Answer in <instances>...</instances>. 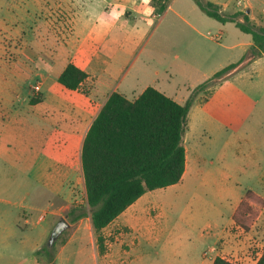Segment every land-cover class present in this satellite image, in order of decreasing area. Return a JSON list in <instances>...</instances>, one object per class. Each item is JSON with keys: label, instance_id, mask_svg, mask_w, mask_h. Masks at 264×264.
<instances>
[{"label": "rangeland", "instance_id": "rangeland-1", "mask_svg": "<svg viewBox=\"0 0 264 264\" xmlns=\"http://www.w3.org/2000/svg\"><path fill=\"white\" fill-rule=\"evenodd\" d=\"M10 1L0 0V4L5 2L3 5L6 6ZM27 1L17 0L16 3L26 5ZM196 3L194 0L188 3L176 0L173 8L168 10V6L162 10L158 4L154 5L157 16L150 17L148 23L151 27L144 48H138L126 69L123 83L127 85L130 98L140 94L146 84L156 83L153 80L158 71V82L167 86L164 93L182 103L194 96L184 136L187 151L185 174L176 184L146 193L147 202L143 207L149 212L142 231L147 239L130 247L127 256L142 255L141 264H200L205 253L214 256L217 251L235 263L255 264L264 251V62L252 68L253 59L248 60V57L239 69L233 67L217 77L210 75L211 80L203 84L209 77L205 71H193L188 56L190 43L193 40L208 41L205 37L208 34H220V23ZM82 6L86 7L87 3ZM191 7L195 8L194 12L188 10ZM54 9V16L49 13L52 21L47 24L34 23L37 18L34 8L21 15L18 23H13L9 16L5 24H0V129L6 125L12 112L21 111L18 126L10 128L12 130L3 139L6 145L0 150V194L18 204L2 203L0 208L11 213V221L21 220V225L24 211L36 220L40 210L49 205V194L41 180H36L39 176L35 169L39 164L52 161L48 154L44 157L45 148L40 141L43 136L38 135L36 129L44 124L38 115L44 113L59 91L53 87L46 104H31L32 98L42 97L41 90L36 89L40 80L36 70L43 69L51 58L30 56L27 49L29 42L43 43L47 30L59 39L65 35L71 40L73 24L63 19L59 6ZM178 13L192 23L196 22L194 18L197 16L209 24L198 25L202 32L199 35ZM227 29L232 37L235 30L245 35L235 26L228 25ZM33 34L39 40H29ZM44 42L48 46L47 40ZM55 70L49 73L50 76H55ZM198 80L204 82L199 84ZM91 85L90 80L85 81L79 91L88 93ZM63 89L66 99L74 98L73 92ZM102 101L100 98L96 108ZM72 123L75 119L69 120V124ZM68 182L69 197L60 202L62 208L59 211L70 225L50 246L55 257L73 230L75 222H71L69 210L83 206L88 214L91 213L82 172L74 180L69 176ZM41 191L44 195H39ZM248 191H251L249 195ZM242 200L246 202L240 206ZM238 204L240 207L235 214L247 228L237 224L232 217ZM29 206H35L37 210H31ZM53 221L55 218L48 215L42 225ZM225 227L233 235L235 246L238 245L229 253L222 250L223 239L217 244L220 240L216 232ZM50 235L44 239L43 245L48 244ZM86 241L75 240L69 245L63 255L64 264H102L101 260L91 256V246ZM87 258V263L80 262ZM41 259L47 264L45 257ZM114 259V264H128L126 255L116 254Z\"/></svg>", "mask_w": 264, "mask_h": 264}, {"label": "crops", "instance_id": "crops-1", "mask_svg": "<svg viewBox=\"0 0 264 264\" xmlns=\"http://www.w3.org/2000/svg\"><path fill=\"white\" fill-rule=\"evenodd\" d=\"M84 1L87 3L86 7L82 6L85 3ZM175 1L171 0L166 10L173 8L172 4ZM186 1L188 3L190 0ZM203 1H210L219 5L220 10L226 15L245 12L254 23L264 25V0ZM16 2L17 0H12L10 3H6V6L3 5L5 2L0 4L1 25L7 22L9 16L12 17L13 23H18L21 15L26 12L28 14L30 8L35 9L34 14L37 17L34 20L35 24H47L52 21L49 13L53 15L54 7L59 6L61 12H63V19L66 22L70 21L74 27L70 41L65 35L59 39L48 30L45 31L47 37L44 40H47L48 46L44 40L43 43L37 42L36 40H39V38L35 34L28 37L29 40L36 41L34 44L29 42L28 55H43L51 58L43 69L36 70L35 74L40 78L38 85L42 97L41 101L33 105L48 103L53 87L59 91L51 99V103H49L44 113L41 116L38 115V118L44 124H40L39 128L36 129L38 135L43 136L40 141L43 143L42 147L45 148L44 157L48 154L50 161H52L44 165L39 164L38 168L35 169L39 176L36 180L38 182L41 180L45 192L49 194V205L46 209L40 210L36 220L31 214L24 211L23 225L20 224L21 220L14 221L12 219L13 221H11V213L0 208V264H44L36 252L42 247L44 239L48 237L62 218L59 211L62 208L60 202L67 200L69 197L68 177L72 176L74 180L79 172H82L83 175L81 160L83 141L100 108L114 91L121 92L129 99L134 100L148 86L155 85L156 88L162 91H165L164 89H167V86L158 82L160 80L157 78L158 71L153 80L156 83L146 84L140 94L130 98L127 85L123 83L126 69L134 54L138 48H144L145 39L151 27L148 23L150 17L157 16V9L152 5V0H28L26 5L25 3L21 5ZM196 6L199 7V5ZM188 10L194 12L195 8L191 7ZM178 15L199 35H202V32L198 29V25L209 24L205 19L197 16L194 18L196 22L192 23L182 14L178 13ZM238 19L243 21V15H240ZM215 20L220 23L218 25V33L220 34L205 35L208 41L193 40L190 47L189 44L186 46L189 47L188 56L193 71H205L206 77H209L206 78L207 81L211 79L210 75H215L219 70L232 64H236L235 68L248 57L253 59L250 64L252 68L264 62V54L260 57H254L251 53V46L253 45L251 34L244 32L245 35H241L235 30V35L232 37L231 31L226 30V27L232 25L240 29L236 23L232 21L223 23L217 19ZM241 32L243 31L241 30ZM70 62L89 74L86 82L90 80L92 85L88 93L71 90L57 84L56 80ZM58 65L59 68H57ZM55 69L57 70L55 76H50L49 73ZM197 82L200 84L204 80H198ZM64 87L75 94L74 98L70 99L72 101L65 98V94H63ZM100 98H103V101L101 106L96 108V103ZM11 116L6 125L0 129V150L6 145L3 139L12 130L10 128L18 126L21 111L17 112L15 110ZM70 119H75V123L69 124ZM43 192L41 191L39 195H44ZM146 193L102 229L100 234L104 239V251L99 249L98 233L93 227L91 213L77 220L73 225L69 238L58 249L55 257L56 264H64L63 255L65 250L72 242L80 239L88 241L92 250L91 256L101 260L102 264H114L116 254L126 255L128 264H141L144 260L142 255L139 257H134L132 254L129 257L127 255L130 253V247L139 245L141 240L144 239L142 229L147 224L149 212V209L143 207L146 206L147 202L144 198ZM2 203L18 204L17 201L4 198L0 194V204ZM239 204L234 208L232 217ZM28 208L34 211L37 210L35 206H29ZM48 215L53 216L55 221L44 226L42 223ZM216 236L220 240L217 244L221 243L222 239L224 240L221 245L223 246L222 250L225 252H232L238 246H235V242L232 241L234 237L226 227L216 232ZM146 239L145 237L144 240ZM125 247H127V250ZM82 250L84 249L82 248ZM79 252L77 251V253ZM218 255L217 251L214 256L205 253L200 264H213ZM220 256L226 257L224 255ZM88 258L80 260V262L87 263Z\"/></svg>", "mask_w": 264, "mask_h": 264}, {"label": "trees", "instance_id": "trees-1", "mask_svg": "<svg viewBox=\"0 0 264 264\" xmlns=\"http://www.w3.org/2000/svg\"><path fill=\"white\" fill-rule=\"evenodd\" d=\"M169 1L152 0V5L158 4L163 10ZM195 1L207 15L223 23L235 22L243 32L251 34L254 57L264 54V26L254 23L245 12L226 15L215 3ZM240 15L243 21L238 19ZM235 65L219 70L214 77ZM88 77L85 70L70 62L58 80L68 89L81 90ZM39 101L41 98H32L31 104ZM193 101L194 96H191L181 103L155 86H148L134 100L114 91L92 121L83 141L81 160L87 204L101 251L105 249L100 234L104 227L146 192L182 180L187 167L184 136ZM250 193L248 191L247 195ZM245 202L242 200L240 206ZM87 215L83 206L73 207L68 212L71 222ZM233 217L237 224L247 228L236 214ZM36 253L39 259L45 257L47 264H56L55 254L47 243ZM213 264L237 263L218 255ZM255 264H264V251Z\"/></svg>", "mask_w": 264, "mask_h": 264}, {"label": "water", "instance_id": "water-1", "mask_svg": "<svg viewBox=\"0 0 264 264\" xmlns=\"http://www.w3.org/2000/svg\"><path fill=\"white\" fill-rule=\"evenodd\" d=\"M251 58L249 57L248 60H250ZM242 64V63H241ZM241 64H239L237 67H235L234 69H239L240 66H242ZM70 223L64 218L62 217L58 223L56 224V226L53 228L51 235H50V239L48 242V245L51 246L53 245V243L55 242V240L58 238V236L63 232L64 229H66L67 227H69Z\"/></svg>", "mask_w": 264, "mask_h": 264}, {"label": "built area", "instance_id": "built-area-1", "mask_svg": "<svg viewBox=\"0 0 264 264\" xmlns=\"http://www.w3.org/2000/svg\"><path fill=\"white\" fill-rule=\"evenodd\" d=\"M36 89H37V90H40V87H39V85H36Z\"/></svg>", "mask_w": 264, "mask_h": 264}]
</instances>
